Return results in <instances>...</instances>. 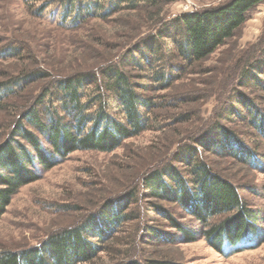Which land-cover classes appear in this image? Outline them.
<instances>
[{
    "label": "trees",
    "instance_id": "obj_1",
    "mask_svg": "<svg viewBox=\"0 0 264 264\" xmlns=\"http://www.w3.org/2000/svg\"><path fill=\"white\" fill-rule=\"evenodd\" d=\"M40 1V11L58 4L62 21L73 15L72 24L93 18L106 21L125 11L124 22L130 33L118 45L94 43L101 44L103 51L93 49L95 54L90 59L73 60L62 67L47 60L42 68H26L18 77L0 81V106L5 96L19 92L23 82H45L40 93L19 106L15 121L0 141V217L20 187L39 178L37 167L51 168L76 150L111 152L126 139L150 129V116L161 105L155 92L169 89L178 74L186 71L184 66L209 57L264 0H226L181 13L168 23L161 14L165 0ZM132 18L139 19L134 22L142 24L140 31L131 26V32ZM144 26L147 32H142ZM163 40L170 41L167 48ZM256 45L259 56L245 62L240 87L264 90V81L257 78L264 76V37ZM19 53L17 48L8 52L17 57ZM138 74L151 78L149 83H139ZM170 101L164 105L177 104ZM263 105L264 101L237 92L204 131L194 134L189 130L183 137L179 132L169 158L142 174V197L147 209L167 224V228L160 223L142 228L149 243H188L197 238V233L176 217L174 209L195 220L201 227V237L219 253L253 247L256 243L248 244L251 236L257 243L264 240L260 211L250 207L240 184L224 175L206 155L258 166L257 144L248 138L264 142ZM189 115L181 112L173 117L174 122L183 123ZM235 122L243 123L248 131L226 126ZM136 196L133 188L108 199L99 211L76 225L51 232L37 246L1 250L0 264L90 263L104 251L112 231L129 219L126 210ZM127 255L128 251L121 254L122 260L110 264H181L158 257L142 261Z\"/></svg>",
    "mask_w": 264,
    "mask_h": 264
},
{
    "label": "rangeland",
    "instance_id": "obj_2",
    "mask_svg": "<svg viewBox=\"0 0 264 264\" xmlns=\"http://www.w3.org/2000/svg\"><path fill=\"white\" fill-rule=\"evenodd\" d=\"M225 1L165 0L161 14L168 23L181 13L216 6ZM41 5L40 0H0V81L14 79L26 68H42L43 61L47 60L55 67H62L73 60L90 59L95 54L93 49L99 53L103 51L101 44L97 46L94 43L106 41L109 46L118 45L130 33L124 22L125 11L120 16L113 14L106 21L93 18L72 24L73 15L62 21L58 4H51L40 11ZM136 20L139 19L132 18L129 27L136 26L140 31L142 24L138 26L134 22ZM144 30L147 32L148 29L144 26L142 32ZM262 36L264 1L248 13L245 22L209 57L184 66L186 71L178 74V79L169 89L155 92L158 96L156 101L161 105L150 116V129L126 139L111 152L76 150L59 159L51 168L37 167L39 178L21 186L0 217V251L37 246L51 232L82 222L91 213L99 211L108 199L136 188L137 196L126 210L129 219L112 231L104 251L87 264H110L120 260L121 254L126 251L129 255L125 257H137L142 261L158 257L181 264H264V240L257 243L251 236L248 244L256 243L253 247L246 246L231 254L219 253L201 237L199 224L178 209H174V214L197 233V238L188 243H149L142 228L159 223L167 228V224L147 209L141 185L142 174L146 170L169 158L176 147L174 138L179 132V136L183 137L189 130L194 134L204 131L237 92L264 101V90L240 87L245 62L258 58L256 44ZM168 45L170 41L163 40V47L167 48ZM15 48L20 51L18 57L8 54ZM110 51L107 48V52ZM31 57L36 64L32 63ZM261 61H264L263 57ZM147 65V69H150V63ZM145 71L149 73V70ZM142 75L138 74L136 79L147 85L151 78ZM257 78L264 81L263 75ZM22 84L18 93L5 96L1 102L0 141L15 121L19 106L45 87L42 81ZM179 97L181 102H178ZM168 100L177 104L165 106L164 102ZM181 112L190 115L185 122L176 125L173 117ZM226 126L236 127L243 133L248 131L241 122L226 123ZM248 140H254L253 144H257L258 166L251 167L230 158L206 155L215 161L216 167L224 175L240 184L250 207L258 209L264 219V142L253 137ZM260 227L263 231L264 222Z\"/></svg>",
    "mask_w": 264,
    "mask_h": 264
}]
</instances>
